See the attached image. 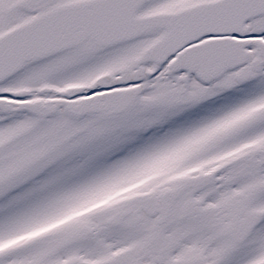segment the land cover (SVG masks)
I'll return each instance as SVG.
<instances>
[{"label": "snow or ice", "instance_id": "snow-or-ice-1", "mask_svg": "<svg viewBox=\"0 0 264 264\" xmlns=\"http://www.w3.org/2000/svg\"><path fill=\"white\" fill-rule=\"evenodd\" d=\"M0 264H264V0H0Z\"/></svg>", "mask_w": 264, "mask_h": 264}]
</instances>
